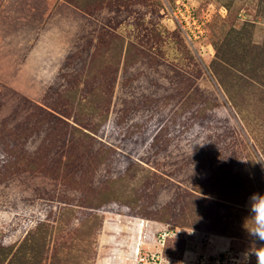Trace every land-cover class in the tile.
<instances>
[{
	"label": "rangeland",
	"instance_id": "1",
	"mask_svg": "<svg viewBox=\"0 0 264 264\" xmlns=\"http://www.w3.org/2000/svg\"><path fill=\"white\" fill-rule=\"evenodd\" d=\"M253 194L264 0H0V264H257Z\"/></svg>",
	"mask_w": 264,
	"mask_h": 264
},
{
	"label": "built area",
	"instance_id": "2",
	"mask_svg": "<svg viewBox=\"0 0 264 264\" xmlns=\"http://www.w3.org/2000/svg\"><path fill=\"white\" fill-rule=\"evenodd\" d=\"M173 235L172 229H165L159 233L157 237L153 239L154 251H146L140 256L138 264H162L163 263V248L165 246V240ZM221 254L212 255L210 258L201 257L199 258V264H226V261L221 260ZM234 260V259H229Z\"/></svg>",
	"mask_w": 264,
	"mask_h": 264
},
{
	"label": "clouds",
	"instance_id": "3",
	"mask_svg": "<svg viewBox=\"0 0 264 264\" xmlns=\"http://www.w3.org/2000/svg\"><path fill=\"white\" fill-rule=\"evenodd\" d=\"M250 202V211L253 214L250 235L259 241H264V195L253 194ZM253 254L256 256L257 264H264V246L256 248Z\"/></svg>",
	"mask_w": 264,
	"mask_h": 264
},
{
	"label": "trees",
	"instance_id": "4",
	"mask_svg": "<svg viewBox=\"0 0 264 264\" xmlns=\"http://www.w3.org/2000/svg\"><path fill=\"white\" fill-rule=\"evenodd\" d=\"M163 253V252H162ZM163 264V263H162Z\"/></svg>",
	"mask_w": 264,
	"mask_h": 264
}]
</instances>
